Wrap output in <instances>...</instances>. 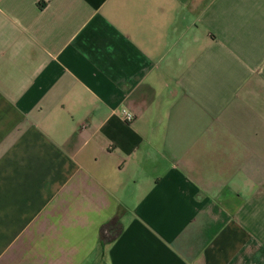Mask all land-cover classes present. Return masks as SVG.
<instances>
[{"label":"crops","instance_id":"crops-1","mask_svg":"<svg viewBox=\"0 0 264 264\" xmlns=\"http://www.w3.org/2000/svg\"><path fill=\"white\" fill-rule=\"evenodd\" d=\"M0 264H264V0H0Z\"/></svg>","mask_w":264,"mask_h":264},{"label":"trees","instance_id":"trees-1","mask_svg":"<svg viewBox=\"0 0 264 264\" xmlns=\"http://www.w3.org/2000/svg\"><path fill=\"white\" fill-rule=\"evenodd\" d=\"M110 226H113V228L111 229L112 233L110 232L109 234L106 235V230H108V228ZM118 226L119 224L115 221L111 222L104 230H103V234L102 237L107 238V237H111L112 239H115V237L117 236L116 232L118 230Z\"/></svg>","mask_w":264,"mask_h":264},{"label":"built area","instance_id":"built-area-1","mask_svg":"<svg viewBox=\"0 0 264 264\" xmlns=\"http://www.w3.org/2000/svg\"><path fill=\"white\" fill-rule=\"evenodd\" d=\"M123 115H124L125 120H126L127 122H131V121H133V119H134V116H133L132 114H129V113L126 112V111H124Z\"/></svg>","mask_w":264,"mask_h":264}]
</instances>
